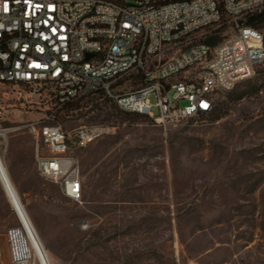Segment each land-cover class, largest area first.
Returning a JSON list of instances; mask_svg holds the SVG:
<instances>
[{
	"label": "rangeland",
	"instance_id": "1",
	"mask_svg": "<svg viewBox=\"0 0 264 264\" xmlns=\"http://www.w3.org/2000/svg\"><path fill=\"white\" fill-rule=\"evenodd\" d=\"M222 34L228 39L233 30ZM234 90L243 98L218 95L220 118L175 125H156L101 96L59 113L72 134L87 124L116 127L75 152L80 201L40 175L28 129L2 138L5 163L53 264H264V68ZM14 97L0 85V127L45 114L37 105L23 111ZM17 226L0 180V264H12L8 232Z\"/></svg>",
	"mask_w": 264,
	"mask_h": 264
},
{
	"label": "built area",
	"instance_id": "2",
	"mask_svg": "<svg viewBox=\"0 0 264 264\" xmlns=\"http://www.w3.org/2000/svg\"><path fill=\"white\" fill-rule=\"evenodd\" d=\"M262 10L264 0H0V85L23 111L46 110L0 127V158L1 139L28 129L40 175L82 200L75 152L116 127L87 124L72 134L57 115L101 96L156 125L210 116L220 93L264 68V25L245 23ZM222 28L233 30L230 38L208 43ZM15 229L8 232L11 262L32 264L17 250Z\"/></svg>",
	"mask_w": 264,
	"mask_h": 264
},
{
	"label": "bare ground",
	"instance_id": "3",
	"mask_svg": "<svg viewBox=\"0 0 264 264\" xmlns=\"http://www.w3.org/2000/svg\"><path fill=\"white\" fill-rule=\"evenodd\" d=\"M0 178L19 220V226L16 227L14 233V243L20 255L30 258L35 264H53L50 254L22 202L3 156L0 158Z\"/></svg>",
	"mask_w": 264,
	"mask_h": 264
},
{
	"label": "trees",
	"instance_id": "4",
	"mask_svg": "<svg viewBox=\"0 0 264 264\" xmlns=\"http://www.w3.org/2000/svg\"><path fill=\"white\" fill-rule=\"evenodd\" d=\"M245 23L247 25H249V26L254 27V28H261L264 25V10H262L261 12H258V13H255L253 15L248 16V18L246 19ZM224 29L225 28H222L215 35L209 36L210 38L207 39V42L210 43L211 45H217L220 41L223 40V36L221 34L224 31ZM238 85H239V83L233 89H231L230 91H228V93L229 92H232L233 94H236L234 89ZM235 98L236 99H241V98H243V95L242 94H239V95L236 94L235 95ZM73 106H74V103H72L71 105H69V107H73ZM136 115H139V114H136ZM211 115L214 118H220V116H221V108H219V104L216 105V108L212 112Z\"/></svg>",
	"mask_w": 264,
	"mask_h": 264
}]
</instances>
